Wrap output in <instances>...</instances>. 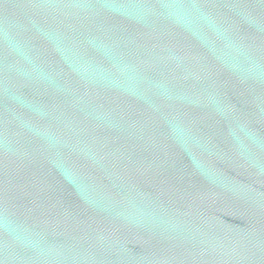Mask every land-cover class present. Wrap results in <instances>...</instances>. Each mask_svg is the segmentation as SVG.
I'll return each mask as SVG.
<instances>
[{
  "label": "water",
  "instance_id": "obj_1",
  "mask_svg": "<svg viewBox=\"0 0 264 264\" xmlns=\"http://www.w3.org/2000/svg\"><path fill=\"white\" fill-rule=\"evenodd\" d=\"M0 264H264V0H0Z\"/></svg>",
  "mask_w": 264,
  "mask_h": 264
}]
</instances>
